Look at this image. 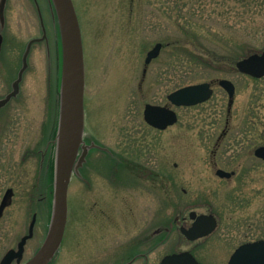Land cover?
<instances>
[{
	"label": "rangeland",
	"instance_id": "rangeland-1",
	"mask_svg": "<svg viewBox=\"0 0 264 264\" xmlns=\"http://www.w3.org/2000/svg\"><path fill=\"white\" fill-rule=\"evenodd\" d=\"M72 1L84 51V140L92 137L97 146L90 145L69 184L68 208L74 199L73 219L82 224L76 235L67 222L60 256L48 264H69L74 241L82 255L93 247L99 263V247L120 243L117 224L129 230L137 221L139 229L152 230L166 215L189 212L218 218L210 237L217 246L202 264H226L240 244L264 239V161L253 155L264 146V79L235 67L264 49V0ZM51 11L49 0H0V199L7 188L15 191L0 221V260L26 235L30 221L17 217L32 195L42 197L49 164L53 169L61 48ZM39 15L45 39L31 47L16 94L7 100L28 42L41 37ZM156 43L162 49L139 86ZM223 79L236 90L230 117L229 99L217 84ZM210 82L213 96L202 105L176 107L166 98ZM145 104L174 110L177 123L164 131L149 127ZM218 169L235 175L219 178ZM41 212L22 263L46 237L51 214Z\"/></svg>",
	"mask_w": 264,
	"mask_h": 264
},
{
	"label": "water",
	"instance_id": "water-1",
	"mask_svg": "<svg viewBox=\"0 0 264 264\" xmlns=\"http://www.w3.org/2000/svg\"><path fill=\"white\" fill-rule=\"evenodd\" d=\"M4 1V0H3ZM55 15L61 48V73L58 101V128L55 138V158L53 172V198L50 215V222L46 237L35 255L24 264H48L58 250L67 223L68 215V190L73 173L78 172L85 159L86 153L91 146L84 142V89H85V66L82 44V35L79 20L72 0H49ZM32 41L28 45L22 60V67L19 71L14 90L7 97V100L16 94L24 69L26 68V56ZM162 48L161 43H156L149 50L144 60L146 67L157 58ZM240 73L247 74L254 78L264 76V51L260 54H252L241 59L235 64ZM219 86L228 94V108H231L234 97V86L228 80H220ZM212 90L209 83L190 85L180 88L167 96L169 102L177 107L194 106L205 102L210 98ZM2 104V103H0ZM144 121L151 127L158 130H165L177 122L174 111L167 107L146 104L143 111ZM81 155L79 156V151ZM254 156L264 160V147H258ZM216 175L220 178L229 179L231 172L218 169ZM8 190L0 206V215L10 199ZM194 219L193 225L186 232L189 238L204 236L215 228V220L210 215L196 216L190 213ZM34 221L29 225L28 233L21 238L16 250H9L0 264H20L23 258L24 246L33 235ZM186 254L172 255L164 258L161 264H198L193 258ZM228 264H264V241L260 240L240 246L230 257Z\"/></svg>",
	"mask_w": 264,
	"mask_h": 264
},
{
	"label": "flooded vegetation",
	"instance_id": "flooded-vegetation-1",
	"mask_svg": "<svg viewBox=\"0 0 264 264\" xmlns=\"http://www.w3.org/2000/svg\"><path fill=\"white\" fill-rule=\"evenodd\" d=\"M40 30L42 33L41 34V37H42L43 32H42L41 24H40ZM41 37L37 36V37L32 38L31 40H33V41L37 40V41L34 42L31 45V47L35 44L38 45V44L42 43L44 39L40 42ZM3 42H4L3 33L2 34L0 33V55L2 52ZM29 42H28V44H29ZM28 44H27L26 49L28 48ZM31 47H30V50H31ZM260 79H264V76ZM143 81H144V76H142V79L140 81L139 86L141 85V83ZM218 82H217V84H218ZM212 84L213 83H211V82L209 83L210 89L212 90V94H211L210 98L208 100H206L205 102L199 104V105L207 103L212 98L213 93H214L213 88H212ZM234 88H235V85H234ZM227 97H228V95H227ZM234 97H235V93H234ZM233 100H234V98H233ZM227 115L230 117L231 108H228ZM229 119L230 118H228V117L225 119V127L229 125ZM251 122L253 123L252 125H254V123H256V121L255 122L251 121ZM174 125H172V126H174ZM172 126H170V127H172ZM170 127H167L165 130H167ZM151 128H153V127H151ZM153 129H155V128H153ZM226 133H227L226 129L222 130V133L219 134L217 141H221L222 138H224V136H226ZM93 139H92V137L91 138L88 137L84 140V142H85V144H88V146H90L92 144L94 146H97L96 140L95 139L93 140ZM253 155H254V151H253ZM259 160H261V159H259ZM261 161H264V160H261ZM53 164H54V162H53ZM53 164H52V166H53ZM231 173H232V176L235 175V171H231ZM73 176H74V173H73L72 177ZM52 181H53V170L51 171L50 164H49L48 174H46V178L44 179V181L41 185L42 191L40 194L42 195V197L35 198L32 195L31 202L26 205L27 209H26L25 213L24 214L22 213L21 216L17 217V218H21L22 216H24L26 219H28L30 221L29 225L32 221H34L33 234H34L36 222L41 220L40 216L43 214L41 212V210L44 209V210H46L47 214H49V213L51 214ZM8 190H11L12 192L10 193V199H7V203L4 205V208L1 212L0 221L4 218L6 210L8 208H10L13 204L15 191L12 188H7L5 190V192L3 193V195L1 196L0 206H1V203L4 199V196ZM73 202H74V199H71L70 208H68V221L70 222L71 225H73V228L75 227L74 232L77 235V231H78V227H79L78 225H81L82 223H80L79 220H77V219H76V223H75V219H73L74 217L75 218L77 217L74 213V212H76V207H75ZM116 209H117V216L118 215L120 216V206L119 207L117 206ZM190 213L191 212H189L187 215H180V214L173 215V216L172 215H170V216L166 215L165 220L161 224L155 226V228L152 230H141V229H139L140 225L138 224L137 221L133 222V224L129 230H120V224H117V226L119 228L117 238L120 237V243L118 242L117 245L108 246V247H99V249H100L99 252H102L104 255V258H102L104 261H100L99 263L94 262L93 247H91V248L86 247L85 250L83 249L85 253H84V255H82V253L79 251L80 249L78 248V246L75 244V241H74V245L71 246V248H70L71 254L73 255V258H71V261L69 262V264H161L162 261L164 260V258H166L168 256H172V255H179V254H186L185 256L193 258L198 264H202L201 259L205 258V257L210 258L208 255L209 252L211 251L212 248H215L217 246V243H215V241H212L210 239V237L214 234V232L217 229L218 218H216L214 215L207 214V216L211 215L215 220L214 230L212 232H210L209 234L204 235V236L189 238L186 235V232H188V230L191 228V226L193 225V222H194V219H192L190 217ZM197 215H199V214H196V216ZM204 215H206V214H204ZM29 225L27 228V232L29 229ZM32 237H33V235H32ZM64 237L62 239V242H61L59 249L57 250V252L55 253V255L53 257V261L54 260L56 261L60 256V249L62 248ZM260 240L264 241V239H258V240L245 242V243H242L240 245H243L246 243H252V242H256V241H260ZM116 241H118V240H116ZM239 246H237V247H239ZM16 247L14 249H16ZM11 249H13V248H11ZM11 249H9V250H11ZM38 249L35 251V253L38 251ZM234 250L232 251V253L234 252ZM12 264H16V263L13 262Z\"/></svg>",
	"mask_w": 264,
	"mask_h": 264
},
{
	"label": "trees",
	"instance_id": "trees-1",
	"mask_svg": "<svg viewBox=\"0 0 264 264\" xmlns=\"http://www.w3.org/2000/svg\"><path fill=\"white\" fill-rule=\"evenodd\" d=\"M56 87H58V86H56ZM52 91H53V96L55 97V100H54L55 101V105H53V106H54V112L56 113V110H57V104H56V102H57V99H56L57 91H56V89L52 90ZM54 92H55V94H54Z\"/></svg>",
	"mask_w": 264,
	"mask_h": 264
}]
</instances>
